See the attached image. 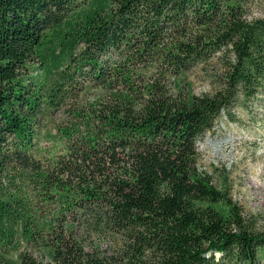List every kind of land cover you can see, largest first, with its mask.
<instances>
[{
    "label": "trees",
    "instance_id": "trees-1",
    "mask_svg": "<svg viewBox=\"0 0 264 264\" xmlns=\"http://www.w3.org/2000/svg\"><path fill=\"white\" fill-rule=\"evenodd\" d=\"M255 1L0 0V264H261L257 215L197 145L264 96Z\"/></svg>",
    "mask_w": 264,
    "mask_h": 264
},
{
    "label": "rangeland",
    "instance_id": "rangeland-1",
    "mask_svg": "<svg viewBox=\"0 0 264 264\" xmlns=\"http://www.w3.org/2000/svg\"><path fill=\"white\" fill-rule=\"evenodd\" d=\"M252 15L264 18V0L255 1ZM59 36L57 34L53 43L45 48L47 62L53 57L51 53ZM41 64V60L33 61L34 74H40ZM215 71L208 66H197L189 71L187 81L191 83V91L196 95L210 93L213 90L211 76ZM97 95L98 92H91L84 99L93 100ZM67 121L63 109L41 127L40 146L43 149L52 147L48 135H55L56 126ZM197 145L200 168L213 177L216 185H220L225 177L228 178L233 198L246 212L257 215L258 227L264 230V96L237 106L232 117L223 114L214 128L199 138ZM108 245L103 242L102 249H107ZM261 264H264V254Z\"/></svg>",
    "mask_w": 264,
    "mask_h": 264
}]
</instances>
